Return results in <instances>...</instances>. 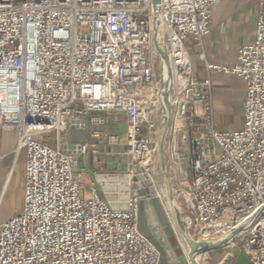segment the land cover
<instances>
[{"label": "built area", "instance_id": "built-area-1", "mask_svg": "<svg viewBox=\"0 0 264 264\" xmlns=\"http://www.w3.org/2000/svg\"><path fill=\"white\" fill-rule=\"evenodd\" d=\"M220 2L160 0L156 18L152 0H0V130L14 133V163L24 158L21 209L0 223V264H161L138 230L140 200L113 208L74 172L78 157L118 144L119 136L95 117L89 141L63 142L86 131L91 115L116 114L125 118L132 160L144 169L153 164L162 115L156 23L173 78L167 135L182 130L186 144L187 189L172 187L186 230L193 240H208L248 222L238 241L249 264H264L263 0L255 40L238 48L231 66L209 64L203 52ZM188 38L207 71L243 85L240 129H215L211 83L194 78ZM166 149L171 158L170 144ZM235 258L227 253L218 264Z\"/></svg>", "mask_w": 264, "mask_h": 264}, {"label": "crops", "instance_id": "crops-1", "mask_svg": "<svg viewBox=\"0 0 264 264\" xmlns=\"http://www.w3.org/2000/svg\"><path fill=\"white\" fill-rule=\"evenodd\" d=\"M260 2L261 0H221L211 14L210 31L202 40L203 52L207 63L231 66L235 63L238 48L254 42ZM262 12L264 13V0ZM184 47L189 57L194 78L197 81H203L207 78L210 80V97L214 110L215 129L222 133H231L240 129L243 123V101L245 96V90L241 82L233 76L207 71L204 62L198 58L199 49L191 38L185 40ZM95 117L103 120V130L119 136V142L126 140V134L120 136L118 133L120 130H113L116 128L114 124L119 122L120 117L126 124L123 116L94 114L87 119L86 131H84L86 142L89 141L86 133L95 128L90 123V119ZM12 140L15 144V137L12 131L0 130V159L3 160L6 157V148H8L10 142H13ZM66 140V137L63 138L65 144H67ZM104 147L109 146L106 144L99 145L97 153L101 152ZM97 153L78 157L74 172L80 175L83 188L87 189L90 186H94L100 197L110 204L111 197L108 193L110 186L106 184V180L102 175H98L96 170L95 155ZM78 165H80L79 168H77ZM159 231L163 234L160 240L167 257V263L180 264L179 260L184 256V252L178 242V232L175 231L172 235L166 237L161 226ZM218 263L216 262V264ZM208 264L211 263L208 262Z\"/></svg>", "mask_w": 264, "mask_h": 264}, {"label": "rangeland", "instance_id": "rangeland-1", "mask_svg": "<svg viewBox=\"0 0 264 264\" xmlns=\"http://www.w3.org/2000/svg\"><path fill=\"white\" fill-rule=\"evenodd\" d=\"M156 79L157 81L160 79L158 74L156 75ZM114 126L116 128L113 130H120L118 132L120 136L122 134H127L128 127L121 117L119 118V122L115 123ZM157 127L155 131L156 135L153 136L154 142L158 139L160 133V120L157 123ZM177 128L181 129V123L178 124ZM4 130L8 131L6 129ZM182 134V130H179L175 134L166 135L164 154L171 186L175 189L186 190L187 186L182 183V181L187 176L188 167L184 160L186 144L182 140ZM9 141L11 140L9 139ZM126 143L127 140L120 141L116 145H109V147H104L101 152L95 155L97 173L98 175H102L106 180V184L110 186V191L108 193L111 197L110 204L113 208H125L127 199L133 195L139 200L144 201L145 205L151 208L156 222V226L152 229V233L162 246L160 237H163V234L159 231L160 223L153 208L152 200L157 199L167 214L168 207L166 200L162 196V190H165V187L162 174L157 164V157L155 155L153 164L149 168L144 169L132 160ZM166 144H170L171 150L169 153L171 154V158L167 153ZM13 147L14 141L10 142L8 148H6V157L3 160L0 159V223L17 214L22 205L24 158L20 155L14 163V156L12 153ZM79 164L81 165V163ZM80 165H78L77 168H79ZM179 238L186 252L187 245L180 236ZM170 242L172 243V241ZM242 246L243 244L237 241L234 246L230 248H219L210 251L201 257L200 264H208V262L216 264V262L227 253L231 252L237 255L242 250Z\"/></svg>", "mask_w": 264, "mask_h": 264}, {"label": "water", "instance_id": "water-1", "mask_svg": "<svg viewBox=\"0 0 264 264\" xmlns=\"http://www.w3.org/2000/svg\"><path fill=\"white\" fill-rule=\"evenodd\" d=\"M153 9H159L160 0H152ZM158 12V11H157ZM154 46L160 56L161 62L163 65L167 66L168 62L163 54V51L159 48L158 43L155 39V36L153 38ZM170 74L166 72L164 77L162 75L160 76L159 80V101L161 105V119H160V133L158 136V145H157V164L160 169V172L163 177L164 181V187H165V194H166V202L167 206L170 210V216L172 223L174 225H171V222L167 216V213L161 203L157 199L152 200L153 208L156 212L157 218L159 220L160 226L163 228V233L166 237H169L172 235L175 231L178 232L180 236L185 237L189 244L187 245V258L188 262L185 259V256H182V258L179 260L180 264H200V262L196 261V258L200 256H204L206 253L219 249L228 247L230 243H236L238 241L239 236H241L245 228L247 227L248 222H246L241 227L235 229L232 231L229 235H226L224 237H218L208 240H193L187 230L185 229V225L182 219V216H178V206L174 199L173 193H172V186L171 181L167 173L166 168V161H165V154H164V144H165V138L167 135V132L169 130L173 110L171 107L170 102L166 100L163 102V94L165 97L169 96L170 93V87H168L167 79H169ZM165 109H167V114H164L165 112L162 109L163 104H165ZM66 143L67 145H83L86 142V135L85 132H70L66 136ZM178 209V210H177ZM137 225L138 230L142 236L148 239V241L156 247V249L160 253V259L161 264H168L167 263V257L164 253L163 247L159 244L157 239L154 237L151 228L149 226L148 218H147V211H146V205L144 201L140 200L138 203V219H137ZM233 264H249L248 259L246 258V254L243 250H241L237 255L233 262Z\"/></svg>", "mask_w": 264, "mask_h": 264}, {"label": "bare ground", "instance_id": "bare-ground-1", "mask_svg": "<svg viewBox=\"0 0 264 264\" xmlns=\"http://www.w3.org/2000/svg\"><path fill=\"white\" fill-rule=\"evenodd\" d=\"M157 11H159V9L154 8V12H155L156 15H157V13H158ZM156 18H158V15L156 16ZM162 31H163V30H162V27L159 25V23H156V24H155V33H154L156 41L160 39ZM158 46H159V48L161 47V45H158ZM161 72H162V77H164V75L166 74V72H168V73L170 74L169 79H167V80H168V81H167V83H168V87H170V85H171L172 82H173V78H172V71H171V68H170L169 64H168L167 66H165V65H163V63H161ZM162 97H163V102H165L166 100H168V102H170V93H169V96H168V97H165L164 94H163ZM165 105H166V103L163 104L162 109H163V111L165 112L164 114H167V113H166V112H167V109L164 108ZM130 135H132V132H131V131H130ZM157 145H158V139L155 141L156 157H157ZM162 196H163V198L166 200V194H165V190H164V189L162 190ZM167 207H168V206H167ZM167 210H168V214H167V215H168V218H169V220H170V222H171V225H172L173 228H174V225H173V223H172L171 216H170V210H169V207L167 208ZM177 210H178V209H177ZM146 211H147V218H148L149 226H150L151 231H152V229L155 228V226H156V222H155V220H154V217H153V214H152V210H151V208H150L149 206H146ZM178 216L181 217L180 210H178ZM183 222H184V221H183ZM184 225H185V223H184ZM185 229H186V225H185ZM180 237L185 241L186 245L189 244L188 240H187L185 237H183V236H180ZM240 238H241V236H239L238 240H239ZM233 245H234V243H230V244H229V247H232ZM184 256H185V259H186L187 262H188L187 251L185 252ZM200 259H201V258H200V256H199V257L196 258V261H197V262H200ZM202 259H203V258H202Z\"/></svg>", "mask_w": 264, "mask_h": 264}]
</instances>
